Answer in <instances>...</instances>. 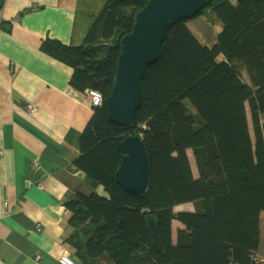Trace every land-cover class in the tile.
<instances>
[{"label": "trees", "instance_id": "trees-1", "mask_svg": "<svg viewBox=\"0 0 264 264\" xmlns=\"http://www.w3.org/2000/svg\"><path fill=\"white\" fill-rule=\"evenodd\" d=\"M148 1L106 0L82 45L43 43L73 67V87L100 90L104 98L80 138L75 164L94 191L66 203L75 229L69 241L82 264H264L255 259L264 212V0L209 3L222 23L213 45L197 39L186 24L190 19L172 25L143 79L136 120L123 126L109 118L106 99L121 39ZM132 134L143 138L151 164L143 196L125 191L115 177L125 154L122 141ZM184 203L194 209L177 212ZM150 214L158 219L162 251L146 226ZM174 219L186 226L176 243Z\"/></svg>", "mask_w": 264, "mask_h": 264}, {"label": "crops", "instance_id": "crops-1", "mask_svg": "<svg viewBox=\"0 0 264 264\" xmlns=\"http://www.w3.org/2000/svg\"><path fill=\"white\" fill-rule=\"evenodd\" d=\"M105 3L0 0V264H60L63 253L82 264L69 241L75 229L66 203L94 191L86 174L72 167L94 107L70 83L73 67L43 43L82 45ZM200 17L186 24L190 28ZM216 26L218 36V19ZM176 221L180 227L174 230ZM263 223L258 255L264 258ZM179 229L186 226L174 219V243Z\"/></svg>", "mask_w": 264, "mask_h": 264}, {"label": "water", "instance_id": "water-1", "mask_svg": "<svg viewBox=\"0 0 264 264\" xmlns=\"http://www.w3.org/2000/svg\"><path fill=\"white\" fill-rule=\"evenodd\" d=\"M213 0H149L136 13L131 32L121 39V53L112 91L106 99L109 118L120 125L132 126L143 102L142 82L147 69L160 57L167 31L172 25L191 19ZM125 152L116 170V182L127 192L143 196L150 190L151 164L144 140L137 134L122 141ZM156 250L162 251L158 219L145 218Z\"/></svg>", "mask_w": 264, "mask_h": 264}, {"label": "rangeland", "instance_id": "rangeland-1", "mask_svg": "<svg viewBox=\"0 0 264 264\" xmlns=\"http://www.w3.org/2000/svg\"><path fill=\"white\" fill-rule=\"evenodd\" d=\"M97 1L98 0H92V2H94V3ZM208 9L209 8L204 9L203 14L200 15L202 17H200L196 21L197 23L195 25H193L192 27H190V29L199 41H201L202 43L204 42V43H209L210 45H212V44H214L215 39L217 38V32L219 30V26H216V19H215L214 15L208 11ZM193 19H195V18H193ZM239 69H240L239 72L241 74L243 81L250 84L251 81H250V77H249V74L247 72L246 67L240 66ZM248 115L250 118L251 131L253 132V123L251 120V112H250L249 108H248ZM261 121L264 124V114L261 118ZM137 135H139V134H137ZM188 153H189V156L191 159V165L193 166V169L195 171V176H198L197 167H196V163L194 160L192 150H188ZM74 172H76L77 174L80 173L78 169H76V171H74ZM193 209H194V204H192V203H184V204L176 206V208H175V210L177 212L183 211V210H193ZM261 218H263V220H264V212H262ZM173 225H174L173 226L174 230H176L180 227L178 221L174 222ZM263 234H264V231H263ZM261 243H262V246L264 248V241L261 240ZM261 259L263 260V258H261Z\"/></svg>", "mask_w": 264, "mask_h": 264}, {"label": "built area", "instance_id": "built-area-1", "mask_svg": "<svg viewBox=\"0 0 264 264\" xmlns=\"http://www.w3.org/2000/svg\"><path fill=\"white\" fill-rule=\"evenodd\" d=\"M84 94H85L86 98L88 99V101L90 102L91 106H93L94 108L103 105L104 98H103L102 92L100 90L88 88V89H86L84 91ZM27 106L31 110L35 109V105L34 104H29ZM74 165L75 166H72V167H73V170L76 171V169H78V168H77L76 164H74ZM38 186L42 187V184L39 183ZM40 258H41V256L38 254L36 256V260L40 259ZM261 258H263V257L259 256L258 254L255 256V259L258 262L264 261V258H263V260ZM59 261H60V264H79L68 253H63L60 256Z\"/></svg>", "mask_w": 264, "mask_h": 264}, {"label": "bare ground", "instance_id": "bare-ground-1", "mask_svg": "<svg viewBox=\"0 0 264 264\" xmlns=\"http://www.w3.org/2000/svg\"><path fill=\"white\" fill-rule=\"evenodd\" d=\"M264 221V220H263ZM263 230H264V223H263Z\"/></svg>", "mask_w": 264, "mask_h": 264}]
</instances>
